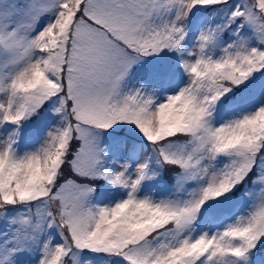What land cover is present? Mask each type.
Listing matches in <instances>:
<instances>
[{"label":"snow or ice","instance_id":"6c2138e0","mask_svg":"<svg viewBox=\"0 0 264 264\" xmlns=\"http://www.w3.org/2000/svg\"><path fill=\"white\" fill-rule=\"evenodd\" d=\"M0 264H264V0H0Z\"/></svg>","mask_w":264,"mask_h":264}]
</instances>
